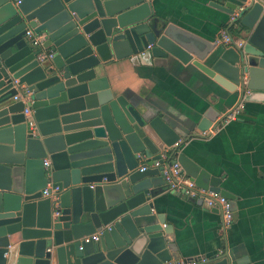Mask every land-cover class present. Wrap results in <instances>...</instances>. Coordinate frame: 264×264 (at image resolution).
Masks as SVG:
<instances>
[{"label": "water", "instance_id": "obj_1", "mask_svg": "<svg viewBox=\"0 0 264 264\" xmlns=\"http://www.w3.org/2000/svg\"><path fill=\"white\" fill-rule=\"evenodd\" d=\"M150 1L0 0V264L179 260L172 225L152 212L164 189L179 193L165 164L233 199L221 177L181 151L188 137L115 93L107 72L123 60L191 63L237 103H264V0H209L230 16L233 35L221 42L162 20ZM41 50L54 55L41 60ZM218 114L201 112L196 135L225 119ZM201 264L252 262L243 243L225 242Z\"/></svg>", "mask_w": 264, "mask_h": 264}, {"label": "crops", "instance_id": "obj_2", "mask_svg": "<svg viewBox=\"0 0 264 264\" xmlns=\"http://www.w3.org/2000/svg\"><path fill=\"white\" fill-rule=\"evenodd\" d=\"M209 0H151L156 15L207 40H227L230 16ZM229 32V31H228ZM115 93L168 124L180 140L181 151L211 175L221 177L220 188L229 192L233 221L223 224L218 207L192 203L182 192L164 189L153 213H163L172 225L181 259L211 257L223 248L243 243L252 264H264V103L238 102L228 91L191 63L173 61L165 67L133 66L116 62L107 72ZM241 105V107H240ZM213 107L225 117L215 128L196 135L201 112ZM191 136V137H190ZM172 264L175 260L171 261Z\"/></svg>", "mask_w": 264, "mask_h": 264}, {"label": "built area", "instance_id": "obj_3", "mask_svg": "<svg viewBox=\"0 0 264 264\" xmlns=\"http://www.w3.org/2000/svg\"><path fill=\"white\" fill-rule=\"evenodd\" d=\"M25 36L29 39L32 45L38 46L41 44V36L35 35L32 30L28 29L25 33ZM54 55L52 50H41L38 54V58L41 60L51 59ZM17 98V97H15ZM241 107V105H240ZM234 112L226 114V117L233 118ZM165 158V156L163 157ZM159 162L155 163V166H158ZM142 169V168H141ZM163 177L165 182L169 185V189L174 191L183 192L184 195L201 199L204 203L208 204L211 207H218L222 213L223 224L229 226L233 221V206L232 202L224 196H221L217 192L205 190L196 186L194 181H191L186 173L183 171L179 163L175 162L171 165L165 164L163 169ZM97 240L98 235L94 234L91 236L83 237L85 242L90 240ZM207 257L197 256L191 259H181L176 260L174 264H201L206 262Z\"/></svg>", "mask_w": 264, "mask_h": 264}, {"label": "trees", "instance_id": "obj_4", "mask_svg": "<svg viewBox=\"0 0 264 264\" xmlns=\"http://www.w3.org/2000/svg\"><path fill=\"white\" fill-rule=\"evenodd\" d=\"M230 35H233V31L231 30V28L228 29Z\"/></svg>", "mask_w": 264, "mask_h": 264}]
</instances>
